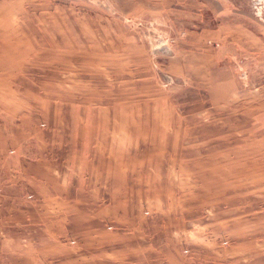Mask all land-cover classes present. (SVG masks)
<instances>
[{"label":"rangeland","instance_id":"374dc122","mask_svg":"<svg viewBox=\"0 0 264 264\" xmlns=\"http://www.w3.org/2000/svg\"><path fill=\"white\" fill-rule=\"evenodd\" d=\"M0 264H264V0H0Z\"/></svg>","mask_w":264,"mask_h":264}]
</instances>
